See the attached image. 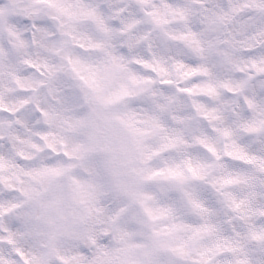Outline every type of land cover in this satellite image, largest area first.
Returning a JSON list of instances; mask_svg holds the SVG:
<instances>
[{"label":"snow or ice","instance_id":"1","mask_svg":"<svg viewBox=\"0 0 264 264\" xmlns=\"http://www.w3.org/2000/svg\"><path fill=\"white\" fill-rule=\"evenodd\" d=\"M0 264H264V0H0Z\"/></svg>","mask_w":264,"mask_h":264}]
</instances>
